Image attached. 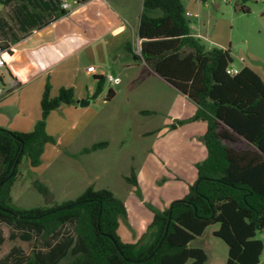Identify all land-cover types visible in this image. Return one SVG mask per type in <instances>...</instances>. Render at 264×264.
Here are the masks:
<instances>
[{"label": "trees", "instance_id": "1", "mask_svg": "<svg viewBox=\"0 0 264 264\" xmlns=\"http://www.w3.org/2000/svg\"><path fill=\"white\" fill-rule=\"evenodd\" d=\"M52 1L56 10L62 0ZM142 4L146 10L162 11V15L142 13L140 55L133 52L131 43L126 49L197 106L188 121L207 123L203 136L207 156L196 164V181L168 208L150 207L153 219L149 227L154 231L151 240L141 245L121 240L118 228L120 219L126 217V207L108 189L89 186L75 200L49 208H14L11 188L23 157L31 168L41 165L46 145L57 143L46 130L48 115L75 103L73 88L61 87L51 97V87L46 84L41 118L32 131L0 127V224L9 227L10 241L33 242L30 254L13 248L0 264H63L69 256L68 264H205L206 252L190 243L213 224L219 225L214 235L228 247L224 264H259L264 250V242L258 238L264 231V81L244 64L236 75H229L231 51L205 49L192 33L182 0H143ZM94 80L97 99L105 77L94 75ZM114 96V90L109 89L106 100ZM106 146L107 142L95 143L84 152ZM126 180L138 185L134 170ZM33 184L48 196L45 185L37 180ZM4 240L0 234V244Z\"/></svg>", "mask_w": 264, "mask_h": 264}, {"label": "rangeland", "instance_id": "2", "mask_svg": "<svg viewBox=\"0 0 264 264\" xmlns=\"http://www.w3.org/2000/svg\"><path fill=\"white\" fill-rule=\"evenodd\" d=\"M66 1L71 5V9L79 5L75 4L74 0ZM109 1L127 14V24L136 25L142 13L151 17L162 15L160 10L144 9L142 0ZM182 2L185 10L192 14L187 18L193 34L200 38L206 50L214 47L229 49L233 68L238 69L240 64H244L253 70L264 71V0ZM237 6L246 11H237ZM4 8L5 4L0 3V17H4ZM195 14L197 16H194ZM9 24L10 26L0 34V41L5 48H9V54H14L22 35L19 33L16 19H9ZM130 31L113 41L116 44L115 49L110 48L106 61L103 52L83 51L77 58H63L57 61L55 67L45 69L48 71L39 67L20 75V72L9 73L7 65L0 68L3 80L0 125L4 126L0 127L12 128L22 119L39 120L40 102L46 84L51 87V97H55L61 87L73 88L75 103L62 105L47 117V133L53 136L57 143L46 145L41 165L36 168H31L28 158L23 157L15 180L17 182L11 188V205L16 209L49 208L75 200L88 186H93L94 189H108L120 198L126 207V217L120 219L118 228L121 240L141 245L151 240L154 231L149 227L153 215L150 207L158 210L168 208L169 198L165 199L164 193L160 192L166 187L171 190L170 186L174 189L177 181L182 180L178 176L181 173L174 174V171L181 168L189 179L194 181L197 174L196 164L204 160L206 151L204 134L200 130L193 137L187 138L185 134L180 137L179 134L174 141L169 139L172 131L183 124L194 122L188 121L192 116L167 121L174 102L180 96L179 93L155 76L143 60H139L138 66L123 68L122 63L134 64L133 54H129L124 45H121L123 40H128L134 45V53L140 55L139 43L135 42ZM238 44H244L245 48L236 51L235 46ZM102 63L104 65L99 66ZM90 65L97 66L96 72H103L105 76V84L98 99L94 98V75H88L87 72ZM108 76H111L113 81H108ZM109 89L114 90L115 96L111 100H104ZM81 101H89V105L81 107ZM84 127L82 134L78 135ZM100 142H107V146L84 152V149ZM146 159H156L154 172L157 178L150 183L151 189L143 194L139 184L134 186L128 183L126 177L131 176L133 170L136 176L141 170L151 172L144 163ZM143 175L149 177L142 171V177ZM36 180L49 189L48 196L41 194L34 187ZM1 228L5 240L0 244V260L13 246L18 247L24 254H30L33 242L19 239L10 241L9 227L3 225ZM218 228V224L210 225L202 236L190 243L191 247L201 248L206 252L208 260L205 264H224L227 260V245L214 235ZM258 238L264 242V231ZM71 259L69 256L62 263L68 264ZM259 264H264V250Z\"/></svg>", "mask_w": 264, "mask_h": 264}, {"label": "crops", "instance_id": "3", "mask_svg": "<svg viewBox=\"0 0 264 264\" xmlns=\"http://www.w3.org/2000/svg\"><path fill=\"white\" fill-rule=\"evenodd\" d=\"M54 4L55 2H53L52 0H20L5 5L6 8H4V17H0V34H2L8 28V26H10L9 19H16L19 24V33H21L22 35L20 37L21 39L18 41L19 47L16 48L14 54H7V68L9 73L20 72V75H23L26 71L29 72L32 70V68L39 67L41 69H44V71H48L45 69H47L48 67H51L50 69L55 67L57 61H60L63 58L64 60H67L69 58H77V56L81 55V52L83 51L90 53L103 52L106 61L107 55L111 51L110 48H113V50L115 49L116 44H114L113 41H116L119 36L123 35L125 32H128V30H131L130 32L135 42L137 41L139 43V46L141 44V39L138 36V28L141 16L137 19L136 25H131L130 23L127 24L126 21L129 20V17L126 16L127 14H124L118 8V6L113 5L109 0H90L87 3H79V5L75 6L74 9L70 8L68 10H65V12H63L61 6L54 10L56 8ZM9 8L10 12H8ZM186 12L189 11L185 10V16ZM150 15L153 16V14ZM33 24L35 26L30 27ZM124 42L125 41L123 40L121 42V45H124V47L126 48V44L130 42L128 40L125 43ZM21 45H23V48H21ZM132 49L134 52V45L132 46ZM128 52L129 54L131 53L130 51ZM133 60L134 64H130L129 62H126L125 64L122 63L123 68L138 66L139 60H135L134 58ZM103 65L104 64L102 63L99 66ZM144 66L147 68L145 64ZM88 67H95L97 71V66L95 65H90ZM254 71H256L264 81V71ZM92 75L104 76L103 72H96ZM158 78L163 80L159 76ZM163 81L167 83L165 80ZM167 84L170 87L174 88L169 83ZM176 91L180 96H178V99L174 102L171 109L170 118L167 121H171L175 118L181 120L187 118L188 116L191 117L197 110V106L193 102H191L178 90ZM99 97L100 96H98V98ZM104 100H106V98ZM101 101L102 100L100 99L99 102ZM37 120V118H32L27 119V121L24 120V122L22 119V121H19L15 126H12V128H9L8 126L7 127L11 131L30 132L33 130ZM206 127L207 123L205 121L198 120L189 122L178 127L177 129H175V131H172L169 139L174 141L175 139H177V136L179 134L180 137H183L182 135L184 134L187 138L190 136L193 137L199 130L203 134H205ZM84 129L85 127L79 131L78 135L82 134ZM183 150L185 149L183 148ZM205 151L207 156L206 148ZM206 156L204 157V159L206 158ZM155 160L156 159H146L144 163L147 164L148 170H150L151 172L147 170H141L139 172V175L137 176L138 184L143 191V194L149 191L148 189H151L150 183H152V181L157 178L155 177L156 173L154 172V169L156 168ZM142 171L144 174L147 173L149 177L146 178V176L144 175V177H142ZM175 172L177 174L178 172L182 174H178V176L182 178V180L177 181V185L174 186V189L172 188V186H170V184L168 186H170L171 190L166 189L168 188L166 187V190L164 189L162 192H160L164 193V196L166 197L165 199L169 198V205L174 200L183 198L187 194L189 187L197 179L196 174V178L194 179V181H191L187 173L184 172L181 168H178L177 171H174V174ZM177 194H179V196ZM125 203H127V201H125ZM164 209L165 208L160 210L162 211ZM2 226L3 225L0 224V234H2V236L4 237L1 228ZM126 243L131 242L127 241ZM13 248L18 247L13 246L11 250ZM11 250L9 252H11ZM20 252L22 251L20 250ZM8 264H12V262H8Z\"/></svg>", "mask_w": 264, "mask_h": 264}, {"label": "built area", "instance_id": "4", "mask_svg": "<svg viewBox=\"0 0 264 264\" xmlns=\"http://www.w3.org/2000/svg\"><path fill=\"white\" fill-rule=\"evenodd\" d=\"M74 3L75 4H79L76 0H74ZM60 6L64 10H68V9L71 8V5L66 0H62ZM188 16H192V14L190 12H186V17H188ZM194 16H197V15L195 14ZM8 49L9 48H5L3 46V43L0 41V68L6 67V65H7L6 55L8 54ZM238 71H239V68L238 69L237 68H233L232 65H230L227 68V73L229 75H236L238 73ZM87 72L95 74L96 73V69H95V67H88L87 68ZM106 79L108 81H113V78L111 76L106 77ZM2 82H3L2 75L0 73V95L3 94Z\"/></svg>", "mask_w": 264, "mask_h": 264}, {"label": "water", "instance_id": "5", "mask_svg": "<svg viewBox=\"0 0 264 264\" xmlns=\"http://www.w3.org/2000/svg\"><path fill=\"white\" fill-rule=\"evenodd\" d=\"M237 11H241V6H237ZM239 48H245V45L244 44H238V45L235 46L236 51H238ZM241 67H242V65L239 66V68H241ZM87 105H89V101H81L80 102V106L81 107H84V106H87Z\"/></svg>", "mask_w": 264, "mask_h": 264}]
</instances>
